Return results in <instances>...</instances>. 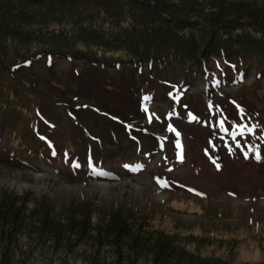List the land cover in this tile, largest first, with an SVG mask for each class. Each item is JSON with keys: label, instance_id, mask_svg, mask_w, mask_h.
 <instances>
[{"label": "rangeland", "instance_id": "rangeland-1", "mask_svg": "<svg viewBox=\"0 0 264 264\" xmlns=\"http://www.w3.org/2000/svg\"><path fill=\"white\" fill-rule=\"evenodd\" d=\"M76 1L0 0V264H264L263 50L244 51L246 80L220 90L192 78L229 74L212 56L137 71L124 51L103 50L106 69L56 51L16 65L58 32L190 55L212 28L264 37V0ZM182 80L190 89L172 106L164 97Z\"/></svg>", "mask_w": 264, "mask_h": 264}, {"label": "trees", "instance_id": "trees-1", "mask_svg": "<svg viewBox=\"0 0 264 264\" xmlns=\"http://www.w3.org/2000/svg\"><path fill=\"white\" fill-rule=\"evenodd\" d=\"M61 1V0H59ZM70 6H74L75 2H78L76 0H68ZM81 2H93V3H99L101 0H79ZM143 0H133L134 4L140 6L142 4ZM127 3V2H126ZM42 4H39L37 7L41 6ZM75 7V6H74ZM77 8V7H76ZM48 13V12H46ZM70 15V13H69ZM82 13L78 16L80 17ZM91 13L89 14V16ZM71 16V15H70ZM87 18H78L76 20H71L70 23L74 26L78 25L81 20L90 21L92 17ZM162 19V18H160ZM164 22V19L162 20ZM166 26L168 27L169 24L164 22ZM181 23V22H180ZM193 25L190 23L188 26L185 25L184 28L189 27ZM88 28L91 33H95L97 36V39L99 38L102 40L101 37L106 36V34L101 31L98 27H95L93 23L88 24ZM232 29V28H231ZM235 29V28H234ZM85 34V33H83ZM87 35V34H85ZM187 41V40H175V41ZM145 41H136L137 50L136 49H130L131 51H126L124 49H117L113 48L112 46H109V44L99 43L98 45H92L90 43H86L83 45L80 43H75L72 41V44L68 41V36L64 34H60L59 32L57 34H53L51 37H48L44 45L40 46V50L36 54L37 56H34L35 59H32L33 61H40L39 59L48 57V56H57L56 51L62 52V53H70L68 55V58H78V57H84L85 60H87L91 65L95 66H103L107 67V63L110 62V59L106 58V56L103 54V50L112 51V53H116V51H124L126 55L130 56L129 63L130 65H142L143 63H147L148 67L150 69H153L154 66H158L160 63H167L169 58L176 57L177 55H180L181 58L189 57L194 59V61L197 60H204L206 57L213 56L215 54L216 57H223L227 59L230 66H228L229 74H222L220 77L222 78H229V75H235L236 72L234 69H232L236 58L244 59L248 54L255 58L253 54L250 53H244V51L247 50H254V49H261L263 51H259L260 53L264 52V37L261 36L260 38H255L252 35H248L245 33H239V32H229L226 30H222V28H212L209 35L206 37V39L201 40L195 47L192 48L191 53L192 55L186 53L183 49H168L164 52L162 51L160 54L156 52V48L153 47V44H148L147 46H144ZM78 44V45H77ZM141 47L144 48V50L141 49ZM252 52V51H251ZM42 53V54H41ZM220 55V56H219ZM114 65H120L121 62L114 60L112 62ZM113 65V66H114ZM12 65L9 66L11 68ZM232 74V75H231ZM146 253V252H145ZM147 254V253H146ZM214 264H220V262H215ZM221 264H224L221 263Z\"/></svg>", "mask_w": 264, "mask_h": 264}, {"label": "snow or ice", "instance_id": "snow-or-ice-1", "mask_svg": "<svg viewBox=\"0 0 264 264\" xmlns=\"http://www.w3.org/2000/svg\"><path fill=\"white\" fill-rule=\"evenodd\" d=\"M145 99H147V98H145ZM146 110L147 109H145V111ZM192 118L195 119V117H192ZM223 123H224L223 121H220L219 125H220L222 130L227 131L226 129L223 128ZM169 130H173L174 131V129H172L171 126H169ZM248 131H251V129H248ZM241 134H242V132H241ZM232 135H233V139L235 140L236 133L234 132ZM237 147H239V145H237ZM257 159H259V155H257ZM189 191H192V190L190 189Z\"/></svg>", "mask_w": 264, "mask_h": 264}, {"label": "bare ground", "instance_id": "bare-ground-1", "mask_svg": "<svg viewBox=\"0 0 264 264\" xmlns=\"http://www.w3.org/2000/svg\"><path fill=\"white\" fill-rule=\"evenodd\" d=\"M212 168L214 169V171H216V170L218 169V168H217V165H215V164L212 165ZM221 170H222V169H221ZM221 170H220V171H221ZM42 177H47V178H49L48 176H44V175H40V176H39V178H42ZM45 179H46V178H45Z\"/></svg>", "mask_w": 264, "mask_h": 264}]
</instances>
